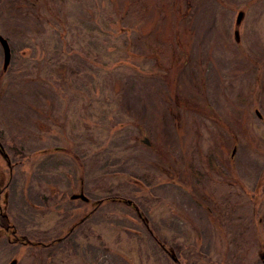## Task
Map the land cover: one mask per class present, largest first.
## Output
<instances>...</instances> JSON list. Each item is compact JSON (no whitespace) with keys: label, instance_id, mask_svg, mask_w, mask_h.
I'll return each mask as SVG.
<instances>
[{"label":"rangeland","instance_id":"rangeland-1","mask_svg":"<svg viewBox=\"0 0 264 264\" xmlns=\"http://www.w3.org/2000/svg\"><path fill=\"white\" fill-rule=\"evenodd\" d=\"M0 154V264H264V0H0Z\"/></svg>","mask_w":264,"mask_h":264},{"label":"water","instance_id":"water-1","mask_svg":"<svg viewBox=\"0 0 264 264\" xmlns=\"http://www.w3.org/2000/svg\"><path fill=\"white\" fill-rule=\"evenodd\" d=\"M241 19H242V15L240 14V16H239V18H238V21H237V23L240 25L241 24ZM3 44L5 45V48H6V55H7V59H6V61H7V64H8V62H9V59H10V48H9V46H8V44H6V42L5 41H3ZM145 144H149V142L148 141H145ZM78 198H80V199H83V200H85L86 201V199H85V197L83 196V195H78V196H73V198L72 199H78ZM131 203V202H130ZM173 260L174 261H176V259L175 258H173ZM177 262V261H176ZM11 264H17L16 262H13V263H11Z\"/></svg>","mask_w":264,"mask_h":264},{"label":"trees","instance_id":"trees-1","mask_svg":"<svg viewBox=\"0 0 264 264\" xmlns=\"http://www.w3.org/2000/svg\"><path fill=\"white\" fill-rule=\"evenodd\" d=\"M2 153V152H1ZM0 157H1V154H0ZM102 202V201H101ZM128 203H130V202H128ZM137 208V207H136ZM0 226L2 227V228H4V229H10L11 228V226H10V223H9V219H8V217L7 216H3V215H0ZM25 241V239H23V241H22V243ZM55 242H53L52 244H54ZM24 244V243H23ZM39 244V243H38ZM40 245H44V244H41L40 243ZM169 253V255H171V256H174L175 257V255H174V253L173 252H168ZM180 261V260H179Z\"/></svg>","mask_w":264,"mask_h":264}]
</instances>
